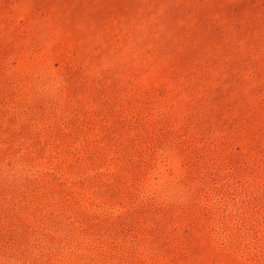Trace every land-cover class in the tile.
Instances as JSON below:
<instances>
[{
    "label": "rangeland",
    "instance_id": "obj_1",
    "mask_svg": "<svg viewBox=\"0 0 264 264\" xmlns=\"http://www.w3.org/2000/svg\"><path fill=\"white\" fill-rule=\"evenodd\" d=\"M0 264H264V0H0Z\"/></svg>",
    "mask_w": 264,
    "mask_h": 264
}]
</instances>
